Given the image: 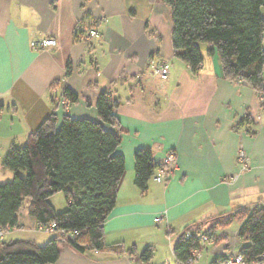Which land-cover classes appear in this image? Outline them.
Segmentation results:
<instances>
[{
	"label": "crops",
	"instance_id": "obj_1",
	"mask_svg": "<svg viewBox=\"0 0 264 264\" xmlns=\"http://www.w3.org/2000/svg\"><path fill=\"white\" fill-rule=\"evenodd\" d=\"M261 13L264 17V7ZM172 29L169 6L149 0H0V185L14 178L2 169V159L12 147L25 146L54 111L53 84L60 95L68 87L79 96L67 111H57L60 121L65 114L99 121L96 103L102 91H110L119 104L118 153L125 159V174L104 224V240L135 248V253L82 254L59 238L55 264H157L142 262L140 255L160 244L169 257L159 264H171V256L177 264L173 247L187 227L264 205V113L255 90L225 79L217 53L210 57L202 51V68L194 74L175 57ZM91 30L98 35L90 37ZM46 39L56 45L31 48L33 41ZM152 62L169 65L166 79L153 73ZM246 115L254 122L236 131L235 124ZM139 149H150L158 164L170 152L176 156L169 179L157 182L156 171L144 195L135 185ZM240 150L248 154L245 171L237 163ZM59 195L50 202L63 212L68 203ZM28 205L18 214L19 226L5 231L3 242L45 245L57 237L29 215ZM158 216L166 229L156 225ZM241 224L234 220L205 242L198 264L239 252L244 246L238 236ZM163 232L177 235L172 242Z\"/></svg>",
	"mask_w": 264,
	"mask_h": 264
},
{
	"label": "trees",
	"instance_id": "obj_2",
	"mask_svg": "<svg viewBox=\"0 0 264 264\" xmlns=\"http://www.w3.org/2000/svg\"><path fill=\"white\" fill-rule=\"evenodd\" d=\"M149 1L164 3L170 8L177 59L194 74L199 73L204 61L200 45L206 44L210 57L217 53L222 76L253 88L264 113V17L261 13L264 0ZM71 72L69 64L67 76ZM51 94L54 111L29 135L25 146L12 147L1 161L2 169L12 172L14 178L0 185V228L18 227V214L28 201L29 215L42 227L55 224L57 237L45 245L29 240L0 242V264H55L59 258V238L82 254L87 251L135 253V248L126 250L123 244L109 245L104 240V224L116 206L125 174V159L118 153L121 144V125L115 114L118 101L113 100L110 91H102L96 103L99 121L74 119L68 114L60 121L57 111L61 109V98L66 97L72 105L79 101V96L68 87L60 95L56 83L51 87ZM253 122L246 115L234 129L240 131ZM104 124L115 131L106 129ZM163 168V164L154 161L150 149L136 151L135 185L141 194L148 192L149 181ZM57 194H63L68 203L63 212H57L50 202ZM234 220L242 222L238 236L244 246L239 253L245 264L264 263L263 205L244 207L233 214L223 213L187 227L173 247L177 264H186L195 250L201 251L205 242L197 238V233L213 239ZM188 231L196 233L187 238ZM151 248L141 253L142 262L152 260ZM224 257L217 258L213 264H221Z\"/></svg>",
	"mask_w": 264,
	"mask_h": 264
},
{
	"label": "built area",
	"instance_id": "obj_3",
	"mask_svg": "<svg viewBox=\"0 0 264 264\" xmlns=\"http://www.w3.org/2000/svg\"><path fill=\"white\" fill-rule=\"evenodd\" d=\"M90 37H94L98 35V32L96 30H91L89 33ZM55 40L52 39H46L42 41H33L31 43V48L33 50H43L47 47L50 46H55ZM152 69L153 73L156 74L157 76L166 79L169 74V65L167 63H155L152 62ZM60 106L63 110L67 111L69 109V101L66 97H62L60 101ZM237 163L239 165V168L241 171H245L248 169V156L247 153L244 150H240V152L237 155ZM163 166L164 168L158 171V174L155 176V179L157 182L164 183L166 182L169 177L172 175L173 170L175 168L176 164V156L174 152H170L166 158L163 161ZM155 223L157 226H159L162 229H166L165 222L163 221L162 216H158L155 218ZM8 228H0V242H3L5 238V231ZM43 230L49 233H55L56 232V226L55 224L51 223L46 227H42ZM168 232H170L167 229ZM196 232L188 231L186 232V237L190 238L193 234ZM73 237V235H71ZM197 238L201 240L202 242H206L208 240V236L202 233H197ZM202 258V252L199 250H195L192 253V256L186 261V264H198V262ZM225 259L222 261L221 264H245V260L243 256L239 252H230L227 253L224 257Z\"/></svg>",
	"mask_w": 264,
	"mask_h": 264
},
{
	"label": "rangeland",
	"instance_id": "obj_4",
	"mask_svg": "<svg viewBox=\"0 0 264 264\" xmlns=\"http://www.w3.org/2000/svg\"><path fill=\"white\" fill-rule=\"evenodd\" d=\"M201 46V49H202V51L204 52V53H206V48L208 47L206 44H201L200 45ZM165 63V62H164ZM247 156H248V154H247ZM160 183V182H159ZM63 194H60L59 196H62ZM26 202H28V201H26ZM168 232V231H167ZM177 235V234H176ZM176 235H167L165 232H163V236L167 239V240H169V239H171L172 240V242H173V240L176 238ZM209 240V239H208ZM152 249V251H153V248H151ZM153 255H154V257L152 258L153 259V261H155V263H157V264H159L160 262L159 261H161L164 257H169V250H168V248L166 247L165 249L161 246V244L159 245V248L157 247V248H155L154 249V251H153ZM152 261V262H153ZM170 261H171V264H175V261H174V259H172V256H171V258H170Z\"/></svg>",
	"mask_w": 264,
	"mask_h": 264
}]
</instances>
